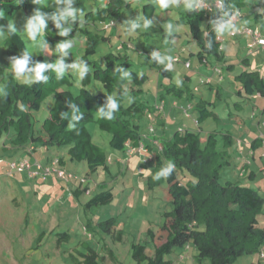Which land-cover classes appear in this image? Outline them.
Masks as SVG:
<instances>
[{"label":"trees","instance_id":"obj_1","mask_svg":"<svg viewBox=\"0 0 264 264\" xmlns=\"http://www.w3.org/2000/svg\"><path fill=\"white\" fill-rule=\"evenodd\" d=\"M188 1L193 7L186 8L175 23L187 27L190 41L195 44L196 52H190L189 56H195L200 65L220 69L222 72L231 70V65L221 64L224 63V47L222 42L217 40L220 37L219 28L227 24L231 14L242 11L248 0H221V8L212 12L203 8L196 9L197 0ZM202 1L213 6L216 0ZM258 1L250 4L251 8L240 19L244 20L243 18L250 16L252 25L259 26L263 33L264 0L260 3ZM69 3L75 18L67 16L60 21V27H57L54 18L64 14ZM129 9L130 3L127 0H41L40 3L35 0H0V37H5L7 54L16 60H26L24 73L34 75L31 84L19 83L11 75H6L4 89L0 94L1 152L5 154L9 151L6 157L16 159L19 155L26 154L25 149L32 145L34 148H64L69 162L85 163L88 175L103 172L113 181L121 172H111L113 165L108 161L109 155H123L127 145L136 148L143 143L153 157L152 164L141 163L137 169V175L145 179V183L141 185L149 191L166 185L170 196L168 204L172 207L162 214V217L168 220L160 227L166 233L164 242L154 246L155 230L148 228L145 232L148 242L130 246L134 263L172 264L167 256L171 255L175 248L187 252L185 250L188 246L195 249L193 258L196 264H233L243 255L258 256L254 264H264V225H261L259 220V216H264V198L257 186L253 188L256 184L255 172L249 170L241 181L221 182V169L232 168L230 149L234 139L229 133L213 130L202 141L198 132L166 131L169 129L162 120L164 116L159 112V105L165 101L164 98H182L185 95L186 104L191 105L194 96L176 85H171L174 78L172 70L160 65L156 54L145 52L144 56L142 55L143 61L149 63V68L158 76L156 89H165L164 93L156 94L153 105L147 104L143 96L145 91H149L147 88L145 90L149 76L133 69L128 54V50H133L130 40L132 38L127 36L137 30L131 29L132 24L142 25L146 30L140 32L139 36H146L147 29L154 30L152 24L155 21L156 7L151 3L143 5L140 23L130 21L129 17L124 15V11L130 12ZM18 10L30 17H34L39 11L45 19L43 33L53 42H67L76 36L82 38L84 50L78 62L86 71L83 78L80 77L76 93L69 90L74 84L72 76L61 74L54 67H46L42 73L46 79H35V72L30 71L31 69H35L39 64L52 63H45L42 56L30 55L23 39L16 31L10 29L9 18ZM165 11L167 9L163 12L166 13ZM162 19L160 16L156 21H163ZM146 23L148 27L145 28ZM118 24L122 27L114 31ZM244 26L245 23L240 25L241 28ZM62 29L70 30L67 35H60ZM120 35H125L124 40L119 42L114 51L111 50V40L121 38ZM175 37L176 35H169L171 40ZM103 47L106 50L104 54L92 60ZM26 52L29 55L26 56ZM184 68L186 69L185 66ZM0 76H3L2 68ZM161 78L169 83L161 84ZM188 79L189 77L184 78L182 84ZM234 81L240 84L235 91L239 98L251 99L257 93L264 98V81L256 72H242L235 76ZM91 84L100 86V89H96L98 92L88 88ZM49 98L52 99V104L48 117L37 127L38 122L33 118V114L39 112L44 101ZM110 103L116 104L117 107L109 114ZM164 104L166 108L167 103ZM211 105V102L203 99L194 105L198 107L197 125L209 118L216 120V115L210 110ZM237 105L240 106V103ZM147 121L150 122V134L143 137L142 123ZM89 123L96 124L99 131L109 135L108 145L112 153L107 155L93 142L87 129ZM147 140L155 141L160 149L146 144ZM220 141L223 142L222 150L218 149ZM249 150L254 154L251 158L255 156L256 150H259L258 156L262 159L264 137L253 138L249 143ZM123 157L125 159V156ZM115 162L116 166L122 165ZM169 167L171 171L167 176L156 179L159 173ZM18 174L15 173L14 176ZM96 184L101 187L107 183L96 181ZM62 189L65 190V187L62 186ZM81 190L76 188L70 192V196L79 199L87 188ZM113 195V189H108L92 196L83 205L84 211L110 204ZM97 225L101 236L103 233L113 243H122V231L115 218L99 222ZM88 228L89 220L85 227L86 232ZM58 235L60 237L58 236L57 243L68 241L70 237L68 233ZM95 244L96 250L85 245L81 250H75L78 259L71 255L70 259L76 260V264H101L107 258L111 262L116 260L101 237ZM149 246L152 255L146 253ZM99 250L102 253H99Z\"/></svg>","mask_w":264,"mask_h":264},{"label":"rangeland","instance_id":"obj_2","mask_svg":"<svg viewBox=\"0 0 264 264\" xmlns=\"http://www.w3.org/2000/svg\"><path fill=\"white\" fill-rule=\"evenodd\" d=\"M127 1L130 3V12L126 10L124 15L129 17L130 21L136 23L142 21L143 5L151 3L156 7L155 21L152 24L155 29H147L148 34L146 36H139L140 32L146 31L142 25H139V27L135 28L137 29L135 32L129 33L127 36L132 38L130 40L133 50H128V54L133 63V69H137L149 76V81L145 85V90L149 89V91H145L143 96L147 104L153 105L156 94L164 93L165 91L162 87L156 89L158 76L149 68V63L144 62L142 59V55L145 52H151L158 56L160 65H165L172 70L174 78L171 81V85H176L177 88L180 87L183 91L194 96L191 104L193 108L191 109L190 107L187 113L180 110L181 107L187 105L185 95L182 98L171 96L164 98L167 104L174 102L176 104V107L171 109L173 112L169 113L170 111L167 110L166 117H162L166 128L168 127L169 132H174L180 127L184 130L198 132L203 140L213 130L219 133H229L234 139L230 153L234 150L236 152L231 154L232 157H230L232 168L224 167L221 169V182L227 180L241 181L240 174H243L244 171L247 174L250 170L247 161L253 163V158H251L247 149L250 141L257 136L264 137V114H260L264 106V99L239 98L235 91L240 84L235 82L234 78L242 72H256L264 81V50H254L253 54L248 55L246 50L248 38H234L228 34L231 30L230 26L224 25L220 27L219 35L224 40L222 42L224 63L221 64L223 66H232L231 70L222 72L221 79L216 70L200 65L195 56H189L190 52H196L195 44L190 41L187 27L175 23L190 1L177 0L175 5H170L166 8V13L163 12L164 8L159 6L158 0ZM261 1L259 0L258 2L260 3ZM246 3L247 7L245 6L242 9L243 14L248 12V1ZM250 3H253V0H250ZM160 16H162L163 21H156ZM32 18L22 10H18L10 16L9 23L23 39L30 55L42 56L45 63L48 64L51 62L52 65L57 63L64 65V70L61 74L72 76L74 84L69 90L76 93L80 85V70L82 68L78 58L83 55L84 50L82 38L76 36L67 42H53L42 33L37 36L36 41H33L26 32L28 22ZM243 19L244 22H252L250 16ZM240 24H244L243 20L239 21V26ZM169 25H171V28L168 27ZM120 27H122L121 24H118L114 31ZM172 34L176 35L173 40L169 38V35ZM124 36L120 35L121 38H113L111 40L113 46L111 50H115L119 42L124 40ZM4 41L5 37L1 35L0 68L3 69V76H0V94L3 92V82L7 79V74L23 84H31L34 80L33 74L24 72L17 74L15 72L16 59L11 58L7 54ZM42 41L45 45L44 47H40ZM69 42L74 43L71 44L69 49L65 50L67 54L60 51L59 45ZM105 51V47H103L92 60L98 59ZM173 58H176L179 62H173ZM186 61H189L190 69L184 68V62ZM73 65H76V67H73ZM186 77H189V79L182 84V80ZM206 79L211 80L210 85H201L200 80L205 81ZM160 81L164 85L169 83L163 78ZM88 88L93 92H98L96 89H100V86L91 84ZM200 99L212 103L210 110L216 115V120L209 118L201 122L200 125L195 124L198 107L194 105ZM238 102L240 106L237 105ZM51 104L52 99H46L40 111L33 114V118L38 122L37 127L48 117ZM159 121L160 119L157 120V122ZM149 123L148 121L142 123L144 129L143 137L150 134L148 131ZM87 129L96 145L105 151L107 155L112 153L108 145L110 139L108 134L99 131L94 123H89ZM247 133L250 135L246 136ZM240 140L245 141L237 144ZM222 143V141L218 142V149L220 150L223 149ZM1 144L2 139L0 140ZM241 150L245 152L243 155L240 154ZM1 151L0 148V160L3 162L10 160L6 157L9 151L5 154ZM41 153L45 158L39 157ZM113 156L115 155L113 154ZM237 156L238 159L235 158ZM56 157L67 160L65 165H59L57 169L62 168L73 176L68 184L63 180V182L59 180L65 187L64 191L60 189L62 185L57 184L59 182L56 181V174H50L47 176L48 178L46 177L47 182L40 184V180L39 182L30 180L24 174L9 177L10 174L8 173L7 176L0 165V264H76V260H71L70 255L78 259L75 250H81L85 245H89L96 250L97 245L95 242L99 240V237L108 244L109 249L116 258L112 262L107 258L101 264H135L131 259L130 246L134 243L142 244L144 241L148 242L145 236L148 228L151 227L155 230L154 246H159L164 242L166 233L160 227L164 223L162 214L168 212L172 207L167 203L170 201V196L165 185L155 188L153 191H148L147 188L141 185L145 183V179H141L137 175L138 172L136 170L140 168L141 158L138 156L133 158L129 161L127 167L114 164L111 172L116 173L120 170L121 173L113 181L105 173L99 172L88 176V179L84 182L82 180L87 173L85 163L69 162L66 149L49 148L45 150L40 146L36 147L35 158L40 159L42 162L39 161L42 165H47L51 159ZM135 164L137 165L135 166ZM54 177L55 180L53 179ZM94 181L99 183L106 182L107 184L97 188L94 185ZM81 185L82 189H90L89 196L81 197L84 198L83 202L87 201L88 197L108 189H113V200L110 204L90 209V211H85L84 213L81 205L78 206L75 203V199H69L70 202L66 201L70 195L69 190L74 191ZM253 186V188L258 187L264 198V179L260 177L259 184ZM110 218H115L119 224L123 237L122 243H113L110 238L105 237L103 233L101 236L99 233L97 224ZM88 220L90 228L85 233ZM259 220L260 224L264 225V216H259ZM62 233H68L70 236L69 240L57 243L58 234ZM98 252L102 253L100 250ZM146 253L152 255L150 246ZM194 254L195 249L193 247H191L190 252L175 248L173 253L167 258L172 261V264H196L193 258ZM256 260L257 257L255 255H243L237 258L233 264H252L253 262L256 263Z\"/></svg>","mask_w":264,"mask_h":264},{"label":"clouds","instance_id":"obj_3","mask_svg":"<svg viewBox=\"0 0 264 264\" xmlns=\"http://www.w3.org/2000/svg\"><path fill=\"white\" fill-rule=\"evenodd\" d=\"M186 1H188V0H186ZM198 1H202V0H197V3H198ZM217 1H220L221 2V0H216V1H214L213 2V5L217 2ZM35 2L36 3H40L41 2V0H35ZM202 2H204V1H202ZM158 3H159V6L161 7V8H164V9H166V8H168L170 5H175L176 3H177V0H158ZM222 3V2H221ZM187 8H189V9H191L192 7H193V4L192 3H188L187 5ZM197 6V4H195V8L196 9H200V8H197L196 7ZM222 6V5H221ZM221 8V7H220ZM214 10H216V9H214ZM237 15L236 17H237V21H236V23L233 25V24H229L228 23V21H229V19L231 18V16L232 15ZM80 15L82 16L83 15V13L81 12L80 13ZM243 14H242V12L241 11H237V12H234L233 14H231L230 15V17H229V19H228V21H227V24H226V26H230L231 27V30L229 31V35L230 36H232V37H234V38H237V37H246V39L248 40V43L246 44V50H247V53H248V55H251V54H253L254 53V50H264V47H261V46H259L258 44H254V45H252V47H249V45H251L253 42H252V39H251V36H249L248 34H246V33H243V31L244 30H250V31H255V30H257L258 32H259V35H260V38L261 39H264V36H263V34H262V32H261V30H260V28H259V26H254V25H250V24H248V25H246V26H244V27H240L239 26V21L241 20L240 19V17L242 16ZM67 16H72L73 18H75V13H74V11L71 9V4L69 3V5H68V8L65 10V13L64 14H62L59 18H54V19H56V26L57 27H60V21L61 20H63V19H65ZM9 27H10V29L12 30V31H15V29L14 28H12L11 27V25H9ZM44 27H45V19H44V17L41 15V13L39 12V11H37L36 12V14H35V16L28 22V25H27V35H28V37L31 39V40H33V41H36V39H37V36L39 35V34H42L43 33V29H44ZM137 27H139V25L138 24H132L131 25V29H135V28H137ZM144 27L146 28V27H148V25H147V23L144 25ZM169 28H171V25H169L168 26ZM70 29H62L61 30V32H60V35H67V32L69 31ZM234 31H239L240 33H237V34H234V35H231V33L232 32H234ZM219 39V40H218ZM217 40L219 41V42H223L224 40H223V38L222 37H219ZM72 43H74V42H69V43H65V44H61V45H59V49H60V51H62V52H65V54H67L66 53V51L65 50H67V49H69L70 47H71V44ZM45 45L43 44V41L40 43V47H44ZM117 48H119V47H117ZM26 56L27 55H29L27 52H26V54H25ZM173 62H179L176 58H173V60H172ZM25 66H26V60H16V62H15V65H14V70H15V72L17 73V74H19V73H22V72H24V70H25ZM184 66L186 67V69H190L191 68V66H190V63H189V61H186V62H184ZM46 67H54L55 68V70L57 71V72H60V73H62L63 72V70H64V65L62 64V63H57L56 65H45V64H39V65H37L36 67H35V69H31L30 71H34L35 72V79L36 80H44V79H46V77H44L43 75H42V73L46 70ZM73 67H76V65H73ZM212 69H214V68H212ZM214 70H216L217 72H218V74H219V76H220V78H221V74H222V71H220V69H214ZM85 71H86V69H83V68H81V70H80V77L81 78H83V76H84V73H85ZM125 76H127V73H125L124 74ZM222 79V78H221ZM220 79V80H221ZM210 83H211V80H209V79H206L205 81H202V80H200V84L201 85H205V84H209L210 85ZM253 98H258V97H260V95L257 93V94H254L253 96H252ZM251 97V98H252ZM165 102V101H164ZM164 102H162L160 105H159V112L164 116V118L166 117V113H167V110H171L172 108H175L176 107V104L175 103H173V104H166V108H168V106L170 105L171 106V109H166L165 108V104H164ZM166 103V102H165ZM193 105H185L184 107H181L180 108V110H183V111H185L186 113H187V110L191 107V109L193 108L192 107ZM116 107H117V105L116 104H109V114H110V112L112 111V110H115L116 109ZM166 109V110H165ZM164 110V111H163ZM164 112H166V113H164ZM188 115V114H187ZM189 116V115H188ZM195 124H197V121L195 120ZM176 131H178V132H182V131H184V129H181V127L180 128H178V129H176ZM263 138V137H262ZM201 140H203V139H201ZM204 141V140H203ZM241 141H238L237 142V144H239ZM146 144H149L150 146H153V147H155L156 149H160V146L155 142V141H153V140H147L146 141ZM40 147H42V146H40ZM42 148H44L45 150H48L46 147H42ZM36 149V147L34 148V146L32 145V146H30L29 148H27V149H25V151H27V153L26 152H24V153H26V154H21V155H19L16 159H10V160H8L7 162H3L2 160H0V165L2 166V170L4 171V173H6V175L9 173L8 172V167H7V164L8 163H12V162H14V163H20V162H22V161H28L29 163H30V165L32 166V169L34 170L35 169V167H36V165H39L40 167H41V169H47V168H53L55 171H52L50 174H56V178L58 179V180H63V181H65V182H68V181H71V179H72V175L70 174V173H67L64 169H62V168H59V169H57V166H59V165H65L66 163H67V160H64V159H62V158H59V157H56L55 159H51L50 161H49V163L46 165V164H44V165H42L41 164V162L39 161V159H37V158H35V156H34V153H33V151ZM249 153H250V155H253V152H251L250 150L248 151ZM242 154V153H241ZM124 156H125V159H124V157L119 161L123 166L125 165V166H127V164L129 163V161H130V159L131 158H133V157H139V158H141V160H142V163H145V164H147V165H149V164H152V157H153V155L152 154H150L149 153V151H148V149H146V147H145V145L142 143V144H140V145H138V147H136V148H133V147H130L129 145H127V148H126V152L124 153ZM127 157V158H126ZM1 158V157H0ZM262 159L264 160V155H262ZM248 160V159H247ZM246 160V161H247ZM69 161V160H68ZM110 163H111V165H114L113 164V162H112V157H111V155H110V158H109V160H108ZM247 165L248 166H251L252 165V163H249V161H247ZM137 170V169H136ZM57 171H62V172H64L65 173V178H60L58 175H57ZM169 171H171V167H169V169H167V170H165V171H163V172H161V173H159V175L156 177V179H159V177L160 176H167V174H168V172ZM15 173H18V172H11V173H9L10 174V176L9 177H13L14 175H15ZM19 174H24L28 179H30V180H33V181H42V182H45L47 179H46V177H42V176H37V177H35V178H29L28 176H27V174L25 173V172H23V173H19ZM49 174V175H50ZM48 175V176H49ZM245 175V171H244V173L242 174H240V177H243ZM260 175H261V178H264V164L262 165V167H260ZM8 176V175H7ZM88 176H91V175H88V171H87V173H86V176L84 177V179L82 180V181H84V182H86V180L88 179ZM15 177V176H14ZM48 178V177H47ZM243 179V178H242ZM95 182L96 181H94V185H95ZM97 188H99L98 186H97V184L95 185ZM166 186V185H165ZM79 189H82V185L81 186H79ZM85 189V188H84ZM84 189H82L81 191H83ZM149 191V190H148ZM90 195V189L89 188H87V190L86 191H84V194L82 195V196H89ZM89 199L91 198V197H88ZM88 199V200H89ZM87 200V201H88ZM169 202V201H168ZM167 202V203H168ZM163 219H164V222L166 221V219L163 217ZM168 221V220H167ZM166 221V222H167ZM164 224V223H163ZM85 233H86V231H85ZM89 237H91L90 235H89ZM190 249H191V247H186V250L185 251H187V252H189L190 251ZM262 253H264V249L262 250ZM257 257V260H258V256H256ZM262 256H260V258H261ZM256 260V261H257ZM253 264H254V262H253Z\"/></svg>","mask_w":264,"mask_h":264},{"label":"built area","instance_id":"obj_4","mask_svg":"<svg viewBox=\"0 0 264 264\" xmlns=\"http://www.w3.org/2000/svg\"><path fill=\"white\" fill-rule=\"evenodd\" d=\"M222 3L220 1H217L213 6L207 5L206 3L202 2V1H198L197 3V8H203L206 9L209 12H212L214 9H220ZM237 15H232L231 18L229 19L228 23L229 24H235L237 21ZM240 33L239 31H234L231 33V35ZM243 33L248 34L249 36H251L252 39V44L249 45V47H252V45L254 44H258L261 47H264V39L260 38L259 32L257 30L255 31H250V30H244ZM219 40V39H218ZM1 163V162H0ZM8 167V172H18V173H23L25 172L27 174V176L29 178H35L37 176H42V177H46L48 176L52 171H55L53 168H47V169H41V167L39 165H36L35 169H32V166L30 165V163L28 161H22L20 163H8L7 164ZM57 175L60 178H65V173L62 171H57Z\"/></svg>","mask_w":264,"mask_h":264},{"label":"crops","instance_id":"obj_5","mask_svg":"<svg viewBox=\"0 0 264 264\" xmlns=\"http://www.w3.org/2000/svg\"><path fill=\"white\" fill-rule=\"evenodd\" d=\"M256 1H258V0H253V3L254 2H256ZM263 1V0H262ZM253 3H250V0H248V7L249 8H251V5L250 4H253ZM248 8V9H249ZM242 12V11H241ZM243 14V13H242ZM247 14V13H246ZM243 15H245V14H243ZM243 23H245V25H248V24H251V22H244V20H243ZM241 25V24H240ZM263 34V33H262ZM263 36H264V34H263ZM264 99V98H261V97H258V98H251V99H254V100H258V99ZM174 102V101H173ZM175 103V102H174ZM173 104V103H172ZM167 109H171V106L169 105L168 106V108ZM263 109H264V106H263ZM168 111H170L169 113H171V112H173L172 110H168ZM260 114H262V110L260 111ZM258 129V128H257ZM166 131H169V130H166ZM248 135H250V134H246V136H248ZM240 141H245V140H240ZM44 149V148H43ZM248 149V148H247ZM35 152H36V149L33 151V153H34V156H35ZM236 152V150H234V151H232V154H234ZM241 153H242V155H243V153H245L243 150H241ZM240 153V154H241ZM256 155L253 157V163H252V165L249 167L250 168V170H253L254 172H255V175H256V177H255V183L256 184H259V179H260V177H261V175H259V172H260V167H262V165L264 164V160L263 159H260L259 158V150H256ZM254 155V154H253ZM253 155H250V156H253ZM113 156V155H112ZM111 156V157H112ZM123 156H124V154L123 155H119V154H117V155H115V156H113L112 157V159H113V164H115L116 162L115 161H117V162H119L122 158H123ZM39 157H42V158H45V156L41 153L40 155H39ZM236 159H238V156L237 157H235ZM40 160V159H39ZM132 160V159H131ZM41 161V160H40ZM137 164H135V166H136ZM241 178H244V177H241ZM52 179V178H51ZM51 179H49V180H51ZM54 180H55V177L53 178ZM241 180H243V179H241ZM56 181H58L59 183H57L58 185H62L63 183L62 182H60L59 180H57L56 179ZM37 182H39V181H37ZM45 182H47V180L45 181ZM45 182H42L41 181V183L40 184H43V183H45ZM262 184V183H261ZM63 186V185H62ZM60 189L62 190V191H64V189H62V187H60ZM260 191V190H259ZM70 192H72V190L70 189L69 190V194H70ZM82 197V196H81ZM79 198V199H75V198H73L72 196H70L69 195V198L66 200L67 202H70V200L71 199H75V203H77L78 204V206H80L81 205V208H82V211L85 213V211H84V209H83V205L87 202V201H85V202H83V199L84 198ZM70 199V200H69ZM82 199V200H81Z\"/></svg>","mask_w":264,"mask_h":264}]
</instances>
